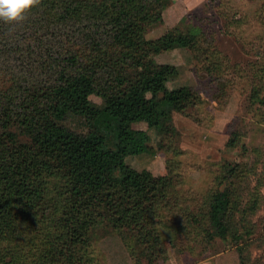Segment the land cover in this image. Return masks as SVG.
I'll list each match as a JSON object with an SVG mask.
<instances>
[{"label": "rangeland", "instance_id": "rangeland-1", "mask_svg": "<svg viewBox=\"0 0 264 264\" xmlns=\"http://www.w3.org/2000/svg\"><path fill=\"white\" fill-rule=\"evenodd\" d=\"M161 15V22L136 23L144 33L133 45L113 38L88 47L81 39L90 21L85 17L53 39L80 38V57L96 68V81L106 90L117 88L118 76L127 80L141 69L174 66L177 73L155 96L173 99L175 89L188 86L198 101L161 127L134 124L146 130L150 150L109 163H117L119 177L122 164L126 173L146 171L150 177L144 191L127 194L129 203L124 198L126 204L111 210L104 193L92 204L84 195L78 211L69 172L58 159L32 147L27 163L21 154L16 162L9 158V174L2 177L30 180L28 195L15 199L16 211L24 213L14 220L11 245L24 244L33 255L35 240L52 243L42 264H264V0H171ZM174 27L190 34L195 47L157 46ZM21 73L27 72L18 67L15 76ZM47 77L46 71H30L31 82ZM73 93L103 101L79 84ZM234 133L237 143L228 146ZM19 140L21 146L30 143L22 133ZM231 167L238 169L229 175ZM223 189L230 191L232 229L225 239L209 240L208 198Z\"/></svg>", "mask_w": 264, "mask_h": 264}, {"label": "trees", "instance_id": "trees-1", "mask_svg": "<svg viewBox=\"0 0 264 264\" xmlns=\"http://www.w3.org/2000/svg\"><path fill=\"white\" fill-rule=\"evenodd\" d=\"M170 1L40 0L26 13L25 20L0 21V196L6 198L0 201V264H42L39 261L46 257L43 251L53 246L50 242L44 244L35 240V254L29 255L31 252H25L24 244L11 245L15 241L14 220L24 213L16 211L15 199L28 195L26 185L30 180L22 182L20 178L18 181L13 178L10 181L11 178L2 177V173L9 174V164L16 162L17 154L27 163L32 152L28 147L37 149L45 157L58 159L67 168L71 193L76 197L74 207L78 211L81 206L78 207L77 202L86 194L92 204L105 193L111 210L116 205H124V198H128L129 203L127 194L146 188L148 172L126 173L124 164H119L123 174L119 177L114 169L117 163L110 164L109 160L150 150L146 130L137 129L134 124L145 122L149 127H161L172 119L174 112H182L198 101L195 90L183 86L174 90L173 99L157 98L155 95L164 91L168 79L177 73L174 66L163 65L141 69L130 74L127 80L118 76L117 88L106 90L96 81V68L80 57L77 49L80 38L76 40L72 34L58 43L53 39L85 17L90 21L85 24L87 27L82 32L88 31L81 39L88 47L101 46L113 38L133 45L144 33L136 23L153 18L161 22V12ZM69 23H73L72 26H68ZM48 35L52 41L45 42ZM93 35H98L97 41L92 40ZM157 44L164 49L195 47L193 37L179 27L169 29ZM199 50L196 49V53ZM18 67L27 72L26 76L24 73L15 76ZM30 71L36 74L46 71L51 78L31 82ZM20 78L28 81L27 84L23 85ZM76 84L100 95L102 103L76 96L73 93ZM260 101L264 103L263 99ZM21 133L30 141L27 146L18 145ZM236 143L237 133H234L228 146ZM236 169L231 167L229 175ZM231 210L229 190L209 195L205 215L210 227L206 233L209 240L225 239L229 235ZM137 217L140 218V214ZM148 236L151 237L149 233ZM6 257L10 260H5Z\"/></svg>", "mask_w": 264, "mask_h": 264}, {"label": "clouds", "instance_id": "clouds-1", "mask_svg": "<svg viewBox=\"0 0 264 264\" xmlns=\"http://www.w3.org/2000/svg\"><path fill=\"white\" fill-rule=\"evenodd\" d=\"M40 0H0V21L18 23L26 19V13Z\"/></svg>", "mask_w": 264, "mask_h": 264}]
</instances>
